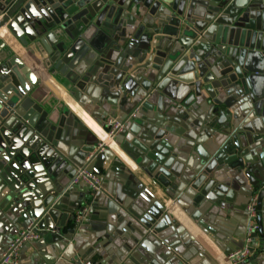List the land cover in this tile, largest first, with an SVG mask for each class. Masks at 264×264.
<instances>
[{
	"label": "water",
	"instance_id": "water-1",
	"mask_svg": "<svg viewBox=\"0 0 264 264\" xmlns=\"http://www.w3.org/2000/svg\"><path fill=\"white\" fill-rule=\"evenodd\" d=\"M138 17L141 26L131 34ZM3 26L22 46L43 48L44 67L62 77L77 101L127 40L120 54H133L129 68L134 66L133 76L150 94L142 107L152 96L160 113L167 99L176 116L195 119L206 97L216 98L214 90H231L236 106L218 114L221 135L196 149L197 159L174 198L186 211L197 210L247 179L259 190L261 208L264 187L256 185L251 173L264 169V0H0ZM2 47L0 43V219L12 204L21 216L38 220L42 230H59L69 221L73 225L74 212L89 206L85 196L104 193L107 220L123 231L128 228L136 242L177 228L164 209L124 188L122 180L109 192L86 187L84 196L65 209V200L78 191L79 185L70 181L86 154L91 156L89 170L97 175L106 154L89 146L80 149L79 157L64 154V137L73 126L69 111L38 102L32 95L37 79ZM217 111L213 105L210 112ZM151 120L154 125L145 134L160 139L159 123ZM151 149L167 169L172 147L156 141ZM226 168L233 170L224 174L228 187L215 174ZM52 237L61 240L58 233ZM260 249L258 264H264ZM126 251V260L138 264V246L127 244Z\"/></svg>",
	"mask_w": 264,
	"mask_h": 264
},
{
	"label": "crops",
	"instance_id": "crops-1",
	"mask_svg": "<svg viewBox=\"0 0 264 264\" xmlns=\"http://www.w3.org/2000/svg\"><path fill=\"white\" fill-rule=\"evenodd\" d=\"M146 12L145 9L143 13ZM142 20V17L137 18L131 27V34L141 26ZM141 37L143 39L144 35ZM0 43L3 44L2 50L19 59L37 79L38 84L32 89V95L38 102L45 106L59 105L69 111L73 126L64 137V145H67L64 154L68 155L69 152L71 156L79 157L78 152L82 147H95L98 151L99 145H102L106 154L101 175H98L102 190L109 192L122 180L124 188L131 187L139 198L160 206L177 225L174 230L166 229L152 240L136 242L128 228L123 231L107 220L105 194L89 195L83 199L89 201V211L82 224L74 227L69 221L59 230L44 228L38 240L21 247L20 264H80L86 260L90 264H135L126 260L127 244L137 245L140 249L138 264H220L228 253L242 247L245 205L250 194L259 191L249 180L241 179V187L228 188L215 202L194 209L197 215L193 214L192 209L189 212L183 209L177 203L178 197L174 198L180 189L178 185L182 186L180 180L197 159L196 149L202 147L201 144L210 146L213 138L221 135L222 127L217 125L218 114L230 112L236 106L231 90H214L216 98L206 97L195 114L196 118L186 120L170 111L168 104H165L167 99L162 102L161 112L158 113L156 98L150 96L146 102L148 106L140 109L127 129L108 139L106 119L125 118L145 96L150 95L141 89L133 76L134 66L129 68L134 63L133 54H120L128 40L119 43L121 48L109 57L111 65L104 66L103 71L88 84L87 93H82L78 101L66 89L62 77L44 67L45 54L40 45L22 46L6 26L0 28ZM199 43L209 45L204 39H200ZM134 48H130L129 52H133ZM224 103L230 104V107ZM213 105L218 109L215 114L210 112ZM151 119L159 123L157 131L163 134L160 139L145 134L154 125ZM156 141L167 142L172 147L167 157L171 154L174 156L167 169L154 158L151 147ZM89 156L86 154L85 159ZM225 172L233 174V170L227 168L226 171H215V174L219 179L226 180L224 183L228 187L230 183ZM251 177L256 185H264V169L253 170ZM85 188L79 185L78 191L65 200V209L80 195L84 196L82 190ZM10 205L0 219V257L24 225L33 220L13 211ZM258 223L262 230L256 234L251 254L243 264H258L263 255L260 248L264 249V197L258 210ZM55 233L61 236V240L53 239Z\"/></svg>",
	"mask_w": 264,
	"mask_h": 264
},
{
	"label": "built area",
	"instance_id": "built-area-1",
	"mask_svg": "<svg viewBox=\"0 0 264 264\" xmlns=\"http://www.w3.org/2000/svg\"><path fill=\"white\" fill-rule=\"evenodd\" d=\"M142 108V101L139 102L135 109L130 112L125 118L119 119L116 117H108L105 122V131L108 139L123 133L129 122L138 116ZM102 145H99L98 151L103 150ZM91 156L85 159V164L77 167L73 178L70 181L71 185H83L95 192L102 190L100 176L89 170L88 165ZM264 187V185H262ZM258 191L250 194L245 205L246 224L243 237V245L241 248L228 253L223 262L220 264H243L251 254L252 244L255 236L259 231L258 223ZM88 206H84L81 210H77L73 214V226L78 227L82 224L88 214ZM42 229L39 227L38 220L27 222L24 227L17 233L12 241L6 246L0 257V264H20L19 252L21 247L30 241L38 240L41 236ZM80 264H90L87 260L81 261Z\"/></svg>",
	"mask_w": 264,
	"mask_h": 264
},
{
	"label": "bare ground",
	"instance_id": "bare-ground-1",
	"mask_svg": "<svg viewBox=\"0 0 264 264\" xmlns=\"http://www.w3.org/2000/svg\"><path fill=\"white\" fill-rule=\"evenodd\" d=\"M107 139V138H106Z\"/></svg>",
	"mask_w": 264,
	"mask_h": 264
}]
</instances>
